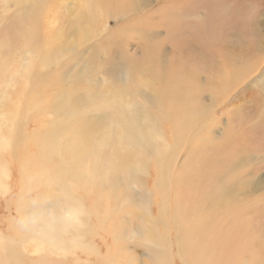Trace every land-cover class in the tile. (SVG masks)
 I'll use <instances>...</instances> for the list:
<instances>
[{"label":"rangeland","instance_id":"rangeland-1","mask_svg":"<svg viewBox=\"0 0 264 264\" xmlns=\"http://www.w3.org/2000/svg\"><path fill=\"white\" fill-rule=\"evenodd\" d=\"M18 1L0 0V36H3L0 41L8 42L12 28L20 32L21 26L31 25V19L36 26L34 36L37 29L42 35L43 54L47 55L48 62L40 64L41 49L35 45L40 39L32 44L34 48L21 45L14 49V57L1 59L4 80L0 81V105H5L7 93L26 94L34 88L33 95L25 98L30 102L23 100L24 108H30L15 130L30 120L36 129L49 131V149L64 153L72 174L78 167L81 181L75 187L81 199L84 197L82 208L88 213L97 212L91 216L81 213V221L77 223L81 226L78 242L87 245L77 249L82 257L78 264H150L149 253L159 248L165 251L166 260L162 264H190L184 261V256L195 257L196 261L206 256V264H264V0H106L108 5L104 0H44L39 10L34 7L38 0H24L33 6L34 16H25L22 11L16 14ZM16 35V40L10 39L14 42L12 46L23 43ZM28 63L37 66L34 73L46 70L45 84L38 83L37 87L30 84L27 90L26 82L21 79L18 83L22 89L16 87L18 83L12 85V79L18 75L12 71L23 70ZM162 82L173 86L166 90L178 99L180 96L185 99V95L188 103L183 109L194 107V116L201 114L200 118H180L171 123L161 119L159 100L152 85L159 87ZM89 93L97 95L93 103L88 101ZM78 97L82 98L79 102ZM9 100L19 106L21 98ZM2 106L1 140L7 136L9 139L8 127L12 124L4 120ZM62 106L79 113V125L95 122L96 131L103 129V135L93 139L97 143L114 132L117 125L111 124L107 130L108 119L101 121L93 116L113 117L120 123V129L125 128L124 121H132L135 131L141 135L145 132L147 145L153 144L159 153L165 154L166 167L173 169L172 183L169 181L166 187L159 185L161 176L155 155L148 156L147 162L136 170L135 164L138 166L144 153L140 154L138 149L133 151L134 146L123 137L114 138L104 153L98 152V157L100 163L113 162L120 169L118 178L122 177L132 188L127 189L119 181L116 182L119 190L115 185L110 189L104 181L91 179L86 170L88 163L72 162L54 133V128L59 126L71 140V132L67 131L76 120L67 121L59 114ZM138 110L143 115H138ZM149 115L157 124L153 126V134L160 133L163 137L158 143L154 142L158 137H152L149 129L152 123L144 126ZM188 121L198 125H187ZM183 127H186L185 133ZM35 128L30 127L21 135H31ZM77 132V142L85 141L83 130ZM171 144L181 149L169 150ZM5 152L6 157H0V206L5 207L6 202L10 206L7 212L0 209V239H6L21 261L25 259L23 264L40 261V264H76L67 248L62 251L63 248L54 249L46 242L42 244L40 236L30 228L36 221L31 211L34 205L52 204V210L58 212L57 205L64 206L68 201L59 199L49 179L64 173L56 164H48L45 197L42 199L36 192L34 196L33 191L23 195L22 185L10 178L12 172L19 174L21 169L9 163L10 151ZM38 171L44 176V172ZM99 172L102 180L105 173H110L104 167ZM86 180L93 181L95 186L93 182L85 183ZM3 186L8 187L6 194L2 192ZM211 187L226 195L223 204L198 201L195 193ZM29 194L34 197L32 200ZM199 204L209 208L204 210L205 214L213 215L206 227L191 218ZM18 207L24 215L16 213ZM107 208L110 211L115 208L113 216H107ZM165 208L169 210L167 214L160 212ZM189 223L192 228L187 233L181 232ZM86 254H91L90 263L85 261Z\"/></svg>","mask_w":264,"mask_h":264},{"label":"bare ground","instance_id":"bare-ground-1","mask_svg":"<svg viewBox=\"0 0 264 264\" xmlns=\"http://www.w3.org/2000/svg\"><path fill=\"white\" fill-rule=\"evenodd\" d=\"M104 1L106 2V5H108L107 4V1L106 0H104ZM43 2H44V0H38V3L37 4H34V7L37 8V10H39L40 7L42 6ZM117 2H120V1H117ZM28 3H24V0H19L16 3V6L18 7L17 10H16V14L19 15L20 12L22 11V13L25 16L28 15V14L34 16V14H33L34 13V10H33L34 8H33V6L30 7L28 5ZM92 5H93V3H92ZM119 5H121V4H119ZM3 7H5V6H3ZM65 7H67V5ZM5 8H7V7H5ZM1 9H3V8H1ZM6 10H8V9H6ZM0 12H2V11H0ZM89 13H91V10H89ZM34 19H35V17H34ZM7 20H8V18H7ZM15 20H17V19H15ZM18 20L16 22H18ZM25 20H27V19H25ZM33 22H34L33 20L29 19V23L31 25H28V24H26L25 26H21L20 25L21 26L20 27V29H21L20 32L18 31L19 29L12 28L14 30L11 32L10 38L7 37L8 38V42H6V41L5 42L0 41V60L3 59L6 56L11 57V58L14 57L13 56V53H15L14 52V49L21 47V45H22V47L25 46V47L34 48L32 44H34L35 40L40 39L37 42V44H35V45L39 46V48L41 49V51H40L41 54L40 55L42 56V58H41V61L42 62L40 61V64H42L44 62V64L47 65L48 58L46 59L47 55L43 54V52H44L45 49L42 46V44H43L42 43V35L40 33V30L37 29L38 30L37 31V34H36L37 36L36 37L34 36V31L33 30H34V28H36V26H35V24H33ZM2 23H3V21H2ZM217 25H218V23H217ZM86 33H88V32H86ZM15 34L19 35V39H21L23 41V43H21V44L20 43L19 44L17 43L18 45L17 44L16 45L13 44L15 46H12L11 45V42H13V41L10 42V39H15V38L17 39V37H15ZM0 37H1V39H3V36L2 35ZM92 37H93L92 34H90L89 35V38L92 39ZM52 48H53V46H52ZM52 48H50V49H52ZM31 50L32 49H30V51ZM28 52H29V50H28ZM75 52H77V49L75 50ZM6 66H8V65H6ZM45 67H47V66H45ZM15 69H17V68H15ZM15 69L12 71V74L13 73H16L18 75H17V77L15 79H12L13 80V83H14L12 85L17 84L19 82V80L23 79L26 82V84H27V87L28 88H26V89L28 90L30 84L32 85L31 87H35V86L37 87V84L38 83H44L45 84V82H46L45 81L46 80V78H45L46 76L45 75L47 74L46 70L45 69L43 71H40L39 70L36 73H34L33 71L35 69H37V66H35V64H29L28 63V65H26V67L24 69L22 68L23 70L17 69L15 71ZM159 71H161V70H159ZM172 71H174V70H172ZM2 73L3 72H1V70H0V81H3L4 80V74H2ZM165 73H167V72H165ZM171 74H173V72H171ZM171 74L169 73V76H172ZM160 76H162V74H160L159 77ZM167 76H168V74H167ZM173 76H174V74H173ZM180 78H182V77H180ZM167 79H168V77H167ZM171 79L172 78H170V80ZM188 79H189V77H188ZM188 79H186V80H188ZM127 80H129V79H126L125 82H127ZM158 80H161V79H158ZM161 81H163V79ZM177 81H179V79ZM127 83H129V82H127ZM171 83L172 82H170V84ZM180 83L181 82H179V84ZM188 83H189V81H188ZM20 84L21 83H18L16 85V87H19L20 88L21 87ZM220 84H222V83H220ZM128 86L129 85H127V87ZM154 86L152 85V87L156 91L157 98L159 100V106L158 107H159V114H160V118L161 119H164V120L169 121L171 123V122H177L180 118H189V120H191L193 117H196V116H194V114H196L195 110L193 109L194 107L193 108H190L191 106L188 105L190 107L183 109L184 105L186 103H188V101H185L186 97H185L184 94L183 95H184V98L185 99L181 98L180 95H179L180 98L178 99L177 98L178 97L177 95L168 93V91L166 89H172L173 88L172 85H169V83H167V82H162L159 87H154ZM21 89H22V87H21ZM33 89L34 88H30L28 90V93H26V94H22L20 92L21 93L20 95H13V94L11 95L10 93H7V95H6V99L7 100L5 101V105H3V106L0 105V107L2 106L3 114L5 115V116H3L4 120H6L7 123L8 122L9 123H12L11 124V127H8L9 128V132H10L9 139H8V136L6 137V139L5 138H2V140H1V138H0V157H3V158L6 157L5 156L6 155L5 154L6 153L5 150H9L10 151V154H9V156H10L9 163H15L18 167H20V169H21L20 173L18 172L19 174H15V173L12 172L10 178L12 179V181L15 180L14 182H16L18 180V183L22 185L21 186L22 187L21 188V192L23 193V195H25V193H32V191H33L34 196H35V192H36L37 196L41 197L42 199L45 197V194L47 192L46 187L48 185V181L46 180L45 174H46V169H47L48 164H54V165L56 164L57 167L59 168V170H61V172L64 173L61 176H59V178L53 177V178H49V179L52 180V183H53V185L55 186V189H56V192L55 193L59 195V199H62L64 201L65 200H68V201L65 203L64 206L57 205V206H59L58 212H55L54 210H52V207H53L52 204L45 205V206L34 205L32 207V209H31V211L33 212V215H34L36 221H33L31 219L33 222H32V226H30V228H32V230L34 231L33 234L37 235L38 238L40 236L41 239L39 240V242H41L42 244H44L46 242L49 245V247H52L54 249H58L59 250V248H63L62 251L67 248V250L72 253V257H73L74 262L76 264H78V261L80 262V260L82 259V257H80L81 254L79 255V252L77 251V249H78L79 246H80V248H81V246L85 248V247H87V245L84 244V243H79L78 242V238H79V235L78 234H79V231H80L79 230V227L81 229V226L80 225H77V223H80V221H81V219H80L81 213L85 212V213H87L88 215L91 216L93 214H96L97 212L94 210V211H89V213H88L87 211H84L83 210L82 206H84V199H83L84 197H82V199H81L80 195L77 194V190H76L77 188L75 187V186L78 185L77 183H79L81 181V177H80V174H79L78 169H77L78 167H75L74 168V174H72L71 171L69 170V167L65 163V155H64V153L60 152V150L59 151H53V150H50L49 149L50 142H49V139L47 138V136L49 135L50 132L49 131H43V130H40V129H36L31 124V121L30 120L27 121V122L25 121L24 122V126L22 128H20L18 131L15 130V126L21 120L22 115L30 108L29 106H28L29 108L27 110L24 108V106H23V100L24 101L26 100L25 103L26 102H30V101H28L25 98H27V96H32L33 95V93H34V90ZM92 89H94V88H92ZM17 90H19V89H17ZM21 91H23V90H21ZM92 91H95V89L92 90ZM182 91H183V89H182ZM95 92H97V91H95ZM173 92H176V91H173ZM65 94H68V93H65ZM94 95L97 96L96 93L95 94L94 93H89L88 101H90V103L91 102L93 103V101L95 99ZM10 98H12V100H14V99L16 100V99L21 98V101L18 102V104H17L19 106H16V103L15 102L14 103H10V100H9ZM190 98H191V96H190ZM81 99H82L81 97H78L76 100L79 102ZM188 100H190V99H188ZM84 104H86V103H84ZM90 105H93V107H94V104H90ZM38 106H40V105H38ZM193 106H194V104H193ZM84 108H85V106H84ZM123 108H124V104H123ZM84 110H86V108ZM124 110L127 112V107H125ZM131 111H132V109H131ZM192 111H194V112L192 113ZM138 112H139L138 115H143L142 113H140V110H138ZM59 114L63 115V117L66 118L67 121L76 120V122H74L75 125L72 126L67 131V132H71V140L70 141L66 138V135H65L64 131L62 129H60L59 126H56L54 128V133L58 136L60 142L64 145V149L67 152L68 158L69 159H72V162H78L79 161L80 164L82 165L83 162H84V160H85L88 163V165L86 166V168H87L86 170H88L89 172H87V173L91 177V179H94V180L96 179V182H102V181H104L106 187H109L110 189H112L113 188V185L116 186V182H119L120 181L124 187L125 186L127 187V189L129 187L132 188V185L131 186H128L127 183H124L125 180L123 182V178L122 177L121 178H118V175H116V174H118V171H120V169L117 170V168L114 167L115 164H113V162H111L110 160L109 161L108 160H104L103 163H100L99 162L101 160H99L98 152L104 153L105 152V149H107L109 147V145L113 143L114 138L118 139V137L119 138H122L123 137V139L127 143H129L130 145L134 146L133 151H137V149H138V151H140V154H143L144 153V155H143L144 158H141V160L139 161L138 166L135 164L136 170H139L141 168L140 166H142L144 163L147 162V159L146 158L148 156L155 155V156H157L155 162L159 166V169L160 170H158V171H159L160 176H161V177L159 176L160 177L159 178L160 179L159 185H162V186L164 185V187H166L165 185H167V183H169V181L171 180V178H172L171 177L172 176L171 175V170L173 171V169L166 167V165H165V154L159 153V150L158 149H155L153 147V144L147 145L146 141L144 140L145 132L143 131V135H141V134H139V131H135L134 128H133L134 127V124H133L132 121H130V120L128 122H125L124 121V123L122 125L125 128L124 129H120L119 126H118L120 123L119 122H116V120L113 117L110 119L109 117H106L105 115H102V116L95 115V116H93V118H96L97 120L99 119L101 121L104 120L105 118H107L108 119L107 120L108 123L106 125V129L107 130H109V125H111V124L117 125V128L115 129L114 132L109 133L106 137H103V139L100 140L97 143L93 139H95L97 136L103 135L104 132H103V129H102L101 132H98V131H96L94 129V123L95 122H87V121H85L84 124L81 123L79 125L78 122H77L78 121V117H79V113L71 110L67 106L60 107L59 108ZM57 115H58V113H57ZM90 115H93V114L90 113ZM199 116H201V114ZM199 116L196 117V118H200ZM10 117H13V118L16 117V119H12L11 120ZM138 118L140 119L139 116H138ZM196 118L194 120H196ZM112 119H114V121H111ZM0 120H3V119H0ZM90 120L92 121V119H90ZM104 122H102V124H104ZM139 122L141 123L143 121L140 120ZM188 122L189 123L187 125H192V126L193 125H198V124H193L192 121H188ZM140 123H139V125L141 126L142 124H140ZM150 123H152V126L149 128L152 131V137H158V139H156L154 141L155 143H158L159 140L162 139L163 137L160 135V133H158L157 135L156 134H153V128L155 127L154 124H156V121L154 119H152L151 116L149 115L146 118V120L144 121V126L147 127ZM200 124H202V123H200ZM30 127L31 128H35L32 131V134L31 135H26V134L25 135H21V132H27ZM0 128H2V127H0ZM78 129H82L83 130V135H85V141H78L77 142V138H78V132H77V130ZM183 130L184 131H182V132L185 133L186 132V127H183ZM3 135H2V137H3ZM0 137H1V135H0ZM3 139H4V141H3ZM177 144L175 146H173L171 144L169 150L172 147L174 149L177 148V150H180L181 148ZM120 150H122V149H120ZM32 151H34V152H32ZM129 152H130V150H129ZM60 154H62V156ZM59 155L61 157H58ZM130 160H132V159H130ZM30 163L33 166H29ZM91 165L92 166H95V168H92ZM102 167H104V170L109 168L110 173H114V175L113 176H110L111 175L110 173H105L104 179L102 180L101 174L99 172L100 168H102ZM0 168H1V164H0ZM12 168H14V167H12ZM126 168H128V167H126ZM114 169H115V172L113 171ZM37 170H39L40 172H42V174L44 172V176H41L39 173H37L36 172ZM83 173H84V171H83ZM19 175H20V177L17 179V177ZM128 175H126V176L128 177ZM109 176H110V179H109ZM2 177H3V175H2ZM127 180H128V178H127ZM135 180H136V178H135ZM92 182L93 181H87V180L85 181V183H92ZM134 182H133V184H134ZM170 182L172 183V181H170ZM92 184L95 186L94 182ZM0 187H1V185H0ZM11 187L13 188V186H11ZM81 187H79V190L81 189ZM87 188H89V187L87 186ZM99 188H100V186H99ZM116 188H118V190H119V187L118 186H116ZM133 188L136 189V187H133ZM188 189L190 190V188H188ZM169 190H171V189L169 188ZM92 191H94V189ZM2 192H4L6 194L8 192V187H4L3 186V191ZM221 192H223V191L222 190H218V188L211 187L208 190H204L202 192L197 191L195 194H196V197L199 198L198 201H202L204 204L206 202H215V203H218V205H219V204H223L225 202V200H226V195L222 194ZM169 193H170V191H169ZM166 194H168V193H166ZM29 198H31L30 200H32L34 197L29 194ZM29 198L27 196L26 199H29ZM36 200L37 199H34V201H36ZM166 200H167V198H166ZM82 201H83V203H82ZM0 202H2V201H0ZM165 204L167 205V202H165ZM121 205H123V204H121ZM4 206L5 207H1L0 206V209H4L7 212V209H8L7 207L10 206V203L6 202V205L4 204ZM117 206H119V205H117ZM43 207H44V210H43ZM110 207L112 208V206H110ZM111 208H107V213L106 214H107L108 217L113 216L114 213H115V211H114L115 208L110 211ZM167 209L165 208V211H162L160 209V212H166V214H167L168 211H169ZM207 209H209V208H207ZM207 209H204V206L203 205H200V204L199 205H196V208H195V210L193 212V215L191 217L192 220L195 221L196 223L201 224V225H204V227H206L207 224L210 222V220L213 217V215L205 214L204 213V210H207ZM36 210H37V213L38 214H36ZM3 213H5V212L3 211ZM16 213L19 214V215L20 214H23V211H22L21 207H18L17 208ZM17 214H15V216ZM23 215H22V217H23ZM147 217H148V215H147ZM42 218H44V219L42 220V222H40ZM22 219H24V217ZM163 219L166 220L165 218H163ZM168 219H169V217H168ZM8 226H10V225H8ZM177 228H179V227H177ZM191 228H192V224L189 223L187 227H185V228H183L181 230V232L187 233L188 232V229H191ZM196 232L198 233L199 230H196ZM10 235H12V233H10ZM14 235L16 237L20 236V234H14ZM158 235H159V233H158ZM148 241H150V240H148ZM66 246H68V247H66ZM166 248H164V249H166ZM149 251H150V249H149ZM149 251H148V253H149ZM54 252L55 251H53L52 253L54 254ZM85 252H86V250H85ZM164 253H165V251H163L161 248H159V251H155L154 250L153 252L149 253L150 264H162L164 262V260H166V258L163 256ZM89 257H91V254H86L85 261L90 263V258ZM24 260L22 259V261H21L20 258L17 257L16 253L14 252V249L6 241V239H4V238H1L0 239V264H23L24 263ZM184 261L189 262L190 264H206L207 263L206 256L200 257L198 259V261H196V258L195 257L188 258V257L184 256ZM40 262H38V263L40 264ZM63 262H65V261H63ZM86 264H88V263H86Z\"/></svg>","mask_w":264,"mask_h":264}]
</instances>
